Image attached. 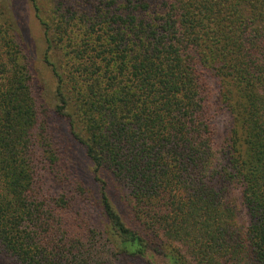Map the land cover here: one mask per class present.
<instances>
[{
    "label": "trees",
    "instance_id": "trees-1",
    "mask_svg": "<svg viewBox=\"0 0 264 264\" xmlns=\"http://www.w3.org/2000/svg\"><path fill=\"white\" fill-rule=\"evenodd\" d=\"M63 1L52 115L0 2V264H264V0Z\"/></svg>",
    "mask_w": 264,
    "mask_h": 264
},
{
    "label": "rangeland",
    "instance_id": "rangeland-1",
    "mask_svg": "<svg viewBox=\"0 0 264 264\" xmlns=\"http://www.w3.org/2000/svg\"><path fill=\"white\" fill-rule=\"evenodd\" d=\"M39 7V14L41 18L49 25V38L51 39V46L48 50L47 37L45 36V28L41 22L37 19L33 3L31 0H0L5 9L13 10L17 27L22 35V42L25 50L29 56V68L33 77V83L40 91V100L47 104L49 108V114L52 115V110L57 106L58 100L55 96V90L57 86V77L54 75L53 67L59 74L65 76L67 74L66 58L68 54L74 57L75 62L83 63V58L78 56L79 48H81L82 42L87 43L83 38L82 28L80 23L72 21L71 27L66 29V25L62 22L60 13L65 12L68 6L63 5L61 10L60 1L63 0H36ZM75 3V0H67V4ZM9 5V6H8ZM61 10V11H60ZM66 13V12H65ZM68 17L71 14H66ZM77 20V19H76ZM72 30H76L73 34ZM71 35V36H70ZM82 50V48H81ZM83 51V50H82ZM48 54L50 63L53 66L47 64L44 60L45 54ZM52 120L55 119L51 116ZM50 121L52 123V120ZM215 143L217 147L223 145L225 139L229 136L232 121L230 115L225 110L216 109L215 113ZM57 130L60 137L67 135V127L64 123L56 122ZM81 177L84 178L85 183H91V176L89 173V163L81 160ZM92 184V183H91ZM90 184V185H91ZM92 190L96 194L97 187H92ZM239 208V207H238ZM92 216L95 218H101L100 211L96 207L89 208ZM70 221L72 215L66 216ZM239 221L245 222V214L242 211ZM71 222V221H70Z\"/></svg>",
    "mask_w": 264,
    "mask_h": 264
}]
</instances>
